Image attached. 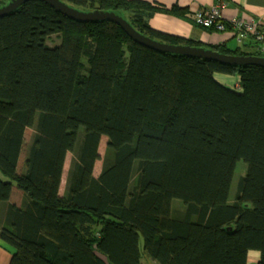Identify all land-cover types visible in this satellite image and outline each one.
<instances>
[{
	"label": "trees",
	"instance_id": "16d2710c",
	"mask_svg": "<svg viewBox=\"0 0 264 264\" xmlns=\"http://www.w3.org/2000/svg\"><path fill=\"white\" fill-rule=\"evenodd\" d=\"M62 1L113 11L163 43L264 57V26L228 49L150 27L155 13L186 17L177 6ZM52 36L59 42L50 46ZM216 73L238 81L226 86ZM103 136L108 155L95 176ZM69 152L75 159L60 194ZM238 159L246 171L230 202ZM4 203L8 264H140L143 255L157 264H246L251 250L264 264V67L159 52L113 22L23 2L0 17Z\"/></svg>",
	"mask_w": 264,
	"mask_h": 264
},
{
	"label": "crops",
	"instance_id": "0c3cea01",
	"mask_svg": "<svg viewBox=\"0 0 264 264\" xmlns=\"http://www.w3.org/2000/svg\"><path fill=\"white\" fill-rule=\"evenodd\" d=\"M154 5L170 8L177 6L186 12V17H176L164 13H155L149 19L151 28L163 33L175 35L183 38H191L200 42L204 46L224 45L228 49H234L243 43H238L234 37L232 29L225 31L204 30L198 27L192 21L193 13L198 9H208L216 4L217 0H144ZM225 5L221 8V14L224 20L237 18L245 21H254L260 26H264V0H222ZM217 79V78H216ZM218 80V79H217ZM219 81V80H218ZM238 77L232 83H236ZM220 82V81H219ZM223 84V83H222ZM225 85V84H224ZM231 86V85H230ZM100 173V172H99ZM61 186V184H60ZM6 204L0 206V224L3 219V210ZM13 249L0 240V264H8ZM259 261V252L251 250L248 252L246 264H257ZM140 264H157L155 261L142 256Z\"/></svg>",
	"mask_w": 264,
	"mask_h": 264
},
{
	"label": "water",
	"instance_id": "95a60500",
	"mask_svg": "<svg viewBox=\"0 0 264 264\" xmlns=\"http://www.w3.org/2000/svg\"><path fill=\"white\" fill-rule=\"evenodd\" d=\"M25 1L27 0H8L6 4L0 7V17L8 15ZM39 1L49 4L58 13L81 22H96L104 20L113 22L117 24L136 43L159 52L182 54L185 56L212 60L223 65H254L264 67V57L224 54L214 51L210 48L197 46L194 47L188 45H174L154 40L148 36H145L144 34H141L134 27H132V25L125 18L113 11H83L70 6L62 0Z\"/></svg>",
	"mask_w": 264,
	"mask_h": 264
},
{
	"label": "rangeland",
	"instance_id": "374dc122",
	"mask_svg": "<svg viewBox=\"0 0 264 264\" xmlns=\"http://www.w3.org/2000/svg\"><path fill=\"white\" fill-rule=\"evenodd\" d=\"M126 16H127V14H126ZM247 22H254V21H247ZM255 24L257 25V27H256V29H257L259 27V24H257V23H255ZM58 42H59L58 37L52 36L51 39L48 41V44L51 46V45H54ZM215 77L221 83L225 84L226 86H230V85L233 86L234 84H232V83L236 80L237 75L216 73ZM83 130H84L83 126H80L79 132H78L79 138L82 137ZM106 144H107V137L103 136L100 140V144H99V148H98L99 158H98V160H96V162L94 164V168H93V174L95 176H97L99 174L101 167H102V164H103V161H104L105 157L108 155L107 150H106ZM74 159H75V153H71V152L67 153L66 158H65V162H64V166H63L62 180H61V186H60V190H59L60 194H66L65 191H66V186H67V179L69 177V171H70V169L74 163ZM245 171H246V163L244 162L243 159H238L235 163L234 173H233V177H232V181H231V185H230V192H229V201L230 202L234 200L238 180L241 176H243L245 174ZM171 207H172V209H174V211H175L174 213H176V214L182 213L185 210V205L183 204V202L180 199H173L171 202ZM176 211H179V212H176Z\"/></svg>",
	"mask_w": 264,
	"mask_h": 264
},
{
	"label": "built area",
	"instance_id": "2783aa9c",
	"mask_svg": "<svg viewBox=\"0 0 264 264\" xmlns=\"http://www.w3.org/2000/svg\"><path fill=\"white\" fill-rule=\"evenodd\" d=\"M224 5L225 2L217 0L216 4L208 9L202 8L196 10L192 15L194 23L216 31H225L228 25L234 32L238 43H242L247 39L248 35L255 34L257 25L254 22H247L237 18L229 19L228 21L224 20L221 14V8Z\"/></svg>",
	"mask_w": 264,
	"mask_h": 264
}]
</instances>
